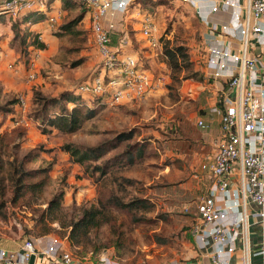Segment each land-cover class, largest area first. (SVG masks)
I'll use <instances>...</instances> for the list:
<instances>
[{"label":"rangeland","instance_id":"1","mask_svg":"<svg viewBox=\"0 0 264 264\" xmlns=\"http://www.w3.org/2000/svg\"><path fill=\"white\" fill-rule=\"evenodd\" d=\"M71 2H74V7L68 9V15L62 23L73 20L84 9L88 10L84 0ZM86 13L83 20L73 28L75 33L64 34L58 40L51 31L47 32L48 51L42 53L38 76L34 81L27 84L25 79L14 76L22 87L13 89L3 85L4 80H0V106L4 107L8 100L23 94L28 100V109L23 115L30 121V125L25 124L20 119L21 113L15 109L13 114L0 109V163L5 164L3 174L9 176L12 173L10 162H19L26 155H30L31 159L39 154L36 160L25 162L28 170H38L53 163L45 187L39 192L26 191L16 204L11 200V183L6 180V206L0 208V240L8 241L7 248L16 249L28 234L52 233L68 239L79 257L87 252H92L94 257L105 250L111 256L122 258L125 264L194 259L197 254L192 234L196 221L193 204L195 192L190 191L186 181L192 168L195 170L197 167L194 161L196 156L169 151L167 144L177 136L173 131L176 129L177 116L198 115L209 102L204 98L208 92H202L205 94L203 98L198 94L190 98L186 95L185 86L172 83V71L161 57L163 48L147 45L140 34L139 22L143 15L153 16L161 27L160 37L164 36L165 42L186 46L194 67L200 71L204 67L200 56L206 52L203 38L208 26L201 21L193 4L172 0H138L125 14L128 20L126 34H114L113 45L120 44L122 40L128 41V46L138 54L145 66L153 73L165 76V88L148 98L121 100L114 105L95 101L96 98L85 95L86 103L99 109L96 117L86 121L76 133H44L41 121L35 119L38 110L32 101L35 91L50 96H59L66 91L77 94V86L94 75L101 65V55L96 49L90 17ZM21 28L23 31L24 28ZM5 34L3 36L7 37ZM8 37L10 40L14 35ZM6 49H10L9 45ZM12 59L17 62L25 59L20 47L12 52ZM78 61L81 63L74 66ZM103 103L106 105L101 107ZM14 114H18L17 117ZM130 129H136L137 141L142 142L147 137L149 141L145 142L148 148L143 162L136 163L131 169L121 170L127 176L136 177L138 181L135 184L124 183L122 188L111 178H104L97 184L92 178L83 176V168L70 164L67 155L61 150L62 144L68 142L95 146L114 138L120 131ZM124 147L122 145L107 156L116 155ZM166 160L173 164L165 166ZM61 190L65 191L62 212L59 218L53 220L45 210L54 195ZM112 191L123 196L126 201L135 197H148L155 203V209L150 213L138 214L146 219L134 221L127 210L111 207L110 215L114 218L111 224L93 230L88 235L70 238V227L65 223L79 216L82 206H90L99 196H108ZM185 203L193 204L190 212L185 210Z\"/></svg>","mask_w":264,"mask_h":264},{"label":"built area","instance_id":"2","mask_svg":"<svg viewBox=\"0 0 264 264\" xmlns=\"http://www.w3.org/2000/svg\"><path fill=\"white\" fill-rule=\"evenodd\" d=\"M84 1L101 65L77 86L76 93L114 105L121 100H142L164 89L165 76L153 73L125 41L113 45L114 34H126L125 14L138 0ZM172 1L193 4L208 26L203 38L206 52L200 61L206 79L222 86L214 108L221 114L222 139L214 154L206 156L191 175L197 181H210L207 191L194 202L195 258L151 264H264V56L254 52L258 45L264 47V0ZM1 4L14 20L31 11L44 12L50 29L58 28L64 15L61 7L46 0H2ZM139 24L147 45L162 49L159 22L143 15ZM26 69L27 80L34 81L36 60L28 61ZM27 109L28 100L20 94L15 110L30 125L23 115ZM197 125L203 130L210 127L203 119ZM190 207L185 210L190 212ZM33 256L34 264L36 260L76 264L73 251L56 234H30L16 249L0 246V264H30ZM95 264L124 263L101 254Z\"/></svg>","mask_w":264,"mask_h":264},{"label":"trees","instance_id":"3","mask_svg":"<svg viewBox=\"0 0 264 264\" xmlns=\"http://www.w3.org/2000/svg\"><path fill=\"white\" fill-rule=\"evenodd\" d=\"M46 2L48 4L53 3L51 0H46ZM73 5L74 2H71V0H63V7L65 9H71L74 7ZM86 12L88 10L84 9L73 20L63 22L62 24L60 23L56 35L60 38L64 34L70 35L75 33L73 28L83 20ZM46 17V14L42 11H31L13 21L14 38L11 44L17 49L20 47V51L24 54L27 63L30 61V47L46 49L47 44L40 39V34L28 28L22 31L20 25L29 22L36 23L45 20ZM164 39L165 37L163 36L161 38L163 43L161 57L172 71V83H177V85L181 86L182 82L186 79L201 82L207 80L203 71L197 70L194 67L191 54L186 46L182 44H171L170 41L165 42ZM126 44H128V41H126ZM80 63L79 61L75 62L74 66ZM171 87L173 86L171 85ZM84 99L81 95L75 94L72 91L62 92L59 96H50L43 94L41 91H35L32 99L33 104L38 107L35 119L41 121V127L44 128V133H52V131L76 133L83 128L86 121L96 117L99 112V109L89 106ZM95 101H98V99ZM17 103L18 98L10 99L4 107L0 106V109L5 112L11 111L14 113V106ZM105 105L102 104L101 107ZM177 118V124L174 127L176 129L173 130L177 133V136L176 138L170 139L167 148L175 151H183L184 153H192L193 150L197 149L196 145L201 140V134L196 129L197 127L191 124L184 115L179 114ZM183 128L191 133V138L184 136ZM136 134V129L123 130L116 133L114 138L103 141L95 146H83L68 142L62 144L61 150L69 155L72 163L83 168V176L92 178L97 184L104 178H111L118 182L119 187L122 188L124 183L135 184L138 180L133 177H128L121 170L123 168H132L136 163L143 162L147 153L148 143L145 144V142L149 141L148 137L144 141L139 142L135 138ZM122 145L125 147L121 152L111 157L107 156ZM38 155L33 156L31 159L29 158L30 155H26L19 162L11 161L12 173L9 176L3 174L5 172V164L3 162L0 163V174H2L0 175V208L6 206V180H9L11 183L13 192L11 200L15 204L24 196L26 191L32 193L39 192L45 187L50 178L53 163L38 170H28L25 168V162L28 160H36ZM39 177V180H34ZM64 196L65 191L61 190L49 202V206L45 212L51 219L59 218L58 216L63 208ZM111 207L127 210L132 214L134 221H140L146 218L138 214L152 212L155 209V203L148 197H135L126 201L123 196H120L114 191L108 196H99L98 200L90 206H82L79 216L65 223V225L70 227L69 237L75 238L83 234L88 235L93 230H100L106 224H111L114 219L110 215ZM159 241L164 240L160 239Z\"/></svg>","mask_w":264,"mask_h":264},{"label":"crops","instance_id":"4","mask_svg":"<svg viewBox=\"0 0 264 264\" xmlns=\"http://www.w3.org/2000/svg\"><path fill=\"white\" fill-rule=\"evenodd\" d=\"M51 1L53 2L51 6L61 7L63 9L64 14H65V16L63 15V18H65L66 15H68V10L63 7V0H51ZM63 18H62V21H63ZM13 21H14V19H12L9 14H7L6 12H4L2 10V5H1L0 6V80H4L2 82L3 85H8V87H14L13 89H20L22 86H21V84L19 85L18 78L16 79L14 76H17V77L20 76V78L25 79V82L27 84H29L31 82L28 81L26 78L27 61L24 59L22 61L17 62V61H13V59H12V52L17 51V48L11 44V41L14 37L11 38L10 40L8 37L10 35H11V37H12V35H14L13 27H12ZM62 21H61V23H62ZM21 26L24 29L28 28L29 30L40 34V38L47 44L46 49H35L33 47H30V58H29V60L35 59L36 63L39 66L42 53L48 51L49 42L46 38L47 32L51 31V33L55 35L54 37H56L59 40V37L56 35L57 28L50 29L45 20H42V21H39L36 23H33V22L22 23L20 25V27ZM4 34L7 35V37H4L3 36ZM7 45H9V47H10L9 50L6 49ZM254 52L256 54L262 55V57H263L264 56V47L260 44V45H258V48ZM16 69H17V71H15ZM202 71H203L205 77H208L205 66L202 67ZM7 73L9 75H7ZM11 73H13V75L10 76ZM8 76H10V78ZM182 85H183V87L185 86V89L187 91L186 95H188V97H190V98H194L196 94H198L199 97L203 98L205 96V94H203L202 92L203 91L208 92V96L204 97V98H207V101L209 100V102L206 103V108H204V110H201L198 113V115L197 114L195 115V117L194 116L187 117L184 115L186 117V119L189 120V122L191 124H193L195 127H197L196 129L201 134V140H199V143L196 145L197 149L193 150L192 153H184L183 151H175V150H170L168 148L167 149L169 151H172V152H175V153L181 154V155L196 156L194 161L196 162L195 165L198 167L206 156L214 154V152L217 150L219 143L221 142V139H222L221 114L219 112L214 111V108L217 106V98L221 92L222 86H221L220 82H217L214 80H208V79L203 81V82L196 81L193 79H186L182 82L181 87H182ZM191 87H193V88H191ZM7 89H9V88H7ZM4 91H6V89ZM14 107L16 108V105ZM12 114H10V117ZM201 119L207 121L210 124V127L208 129L203 130L202 128H200L197 125L198 120H201ZM183 130H184V136L186 138H191V133L188 132L187 130H185V128H183ZM65 154L67 155L68 160L70 161L69 155L67 153H65ZM70 164H72L71 161H70ZM172 164L173 163L170 160H166V162H165V166H170ZM193 170L194 169L192 168L191 173L193 172ZM191 173L189 174V177L186 181V185L190 186V191L195 192V199H194V202H195V200L199 196H201L202 194H204L207 191V189L210 185V181L207 178L201 179L200 181L194 180L191 176ZM128 177H132V176H128ZM133 178H136V177H133ZM194 202H193V204H194ZM193 204L187 203L186 206H189V205L191 206ZM44 234H52V233H44ZM62 239L65 243L66 248L73 251L76 264H95L97 262L99 255H101V254L109 255L108 252H105V250H104L101 253H98L94 257H93L92 252H87L85 255H82V257H79L75 253V251L72 248L71 243L68 241V239H66V238H62ZM18 244L20 246V243H18ZM6 245H8V241H3V240L1 241L0 240V246L6 247ZM19 246L17 248H19ZM13 249H15V248H13ZM109 256H111V255H109ZM112 257L118 258L119 260L123 261V263L125 264L124 260L122 258H120L119 256L115 255ZM35 264H44V263H41L38 260H36Z\"/></svg>","mask_w":264,"mask_h":264},{"label":"water","instance_id":"5","mask_svg":"<svg viewBox=\"0 0 264 264\" xmlns=\"http://www.w3.org/2000/svg\"><path fill=\"white\" fill-rule=\"evenodd\" d=\"M34 260H35V257L33 256V257L31 258V262H30V264H34Z\"/></svg>","mask_w":264,"mask_h":264}]
</instances>
